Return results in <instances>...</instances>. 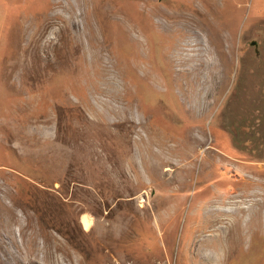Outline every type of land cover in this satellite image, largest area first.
I'll return each instance as SVG.
<instances>
[{"label":"rangeland","instance_id":"obj_1","mask_svg":"<svg viewBox=\"0 0 264 264\" xmlns=\"http://www.w3.org/2000/svg\"><path fill=\"white\" fill-rule=\"evenodd\" d=\"M0 264H264V0H0Z\"/></svg>","mask_w":264,"mask_h":264},{"label":"flooded vegetation","instance_id":"obj_2","mask_svg":"<svg viewBox=\"0 0 264 264\" xmlns=\"http://www.w3.org/2000/svg\"><path fill=\"white\" fill-rule=\"evenodd\" d=\"M241 108H244V107H241ZM253 110L255 111V109L250 108L249 110H246V112H243V113H244L243 116L245 117V120H244V121H247V119H248V120H251L254 116H256V115H252V114H251V112H252ZM230 111H231V110H230ZM228 115L230 116V115H232V114H231V113H228ZM229 116H228V117H229ZM232 121H234V119H232ZM238 121H239V120L237 119L236 122H238ZM252 129H253L252 127H251L250 129H246V128H243V127H242V130L244 131V134H250ZM224 140H225L224 144H226L227 147H228L227 139L225 138ZM227 147H226V148H227Z\"/></svg>","mask_w":264,"mask_h":264}]
</instances>
